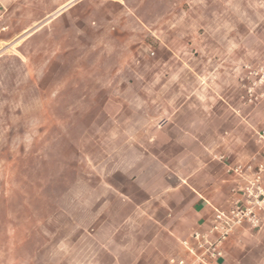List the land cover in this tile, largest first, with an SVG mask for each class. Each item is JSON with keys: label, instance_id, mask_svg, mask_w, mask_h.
<instances>
[{"label": "rangeland", "instance_id": "obj_1", "mask_svg": "<svg viewBox=\"0 0 264 264\" xmlns=\"http://www.w3.org/2000/svg\"><path fill=\"white\" fill-rule=\"evenodd\" d=\"M153 72L185 77L166 92L218 91L246 123L218 132L251 156L264 132V0H0V264H88L102 177L149 149L122 136L163 117V83L135 97L147 83L130 82Z\"/></svg>", "mask_w": 264, "mask_h": 264}, {"label": "crops", "instance_id": "obj_2", "mask_svg": "<svg viewBox=\"0 0 264 264\" xmlns=\"http://www.w3.org/2000/svg\"><path fill=\"white\" fill-rule=\"evenodd\" d=\"M123 42L119 48L135 55L136 42ZM162 64L167 67L171 62ZM174 81L185 82V77L168 72L130 77L133 85L147 83L145 91H135V97L144 93L155 97L152 92L159 91L149 90L150 83H163L159 108L163 117L159 124L131 125L122 136V145L149 149L131 154L129 168L120 166L102 177L103 198L95 227L88 233L98 241V251L89 254L88 264H166L169 258L182 256V242L194 231L208 230L216 208L228 207L236 183L231 167L255 164L264 156L263 144L256 141L257 150L248 157L237 151L239 139L218 132L224 125L246 127L232 107L217 105L218 91H185L183 85L166 92ZM173 97L195 100L173 105L169 100ZM206 99L209 104H202ZM147 109L130 107V112ZM105 110L109 112L108 107ZM260 132L255 130L254 136ZM101 140L105 144L108 138ZM222 153L223 161L217 158ZM107 231L109 236L101 238ZM212 264H264V224L260 230L239 227L225 243L223 256Z\"/></svg>", "mask_w": 264, "mask_h": 264}, {"label": "built area", "instance_id": "obj_3", "mask_svg": "<svg viewBox=\"0 0 264 264\" xmlns=\"http://www.w3.org/2000/svg\"><path fill=\"white\" fill-rule=\"evenodd\" d=\"M262 71V69H261ZM264 145V132L258 133ZM223 161L224 157H219ZM235 186L227 208H216L206 231H194L182 242L184 254L171 257L166 264H212L221 258L224 245L235 231L247 225L260 230L264 224V156L257 163H240L231 167Z\"/></svg>", "mask_w": 264, "mask_h": 264}, {"label": "bare ground", "instance_id": "obj_4", "mask_svg": "<svg viewBox=\"0 0 264 264\" xmlns=\"http://www.w3.org/2000/svg\"><path fill=\"white\" fill-rule=\"evenodd\" d=\"M63 9H64V7H63Z\"/></svg>", "mask_w": 264, "mask_h": 264}]
</instances>
